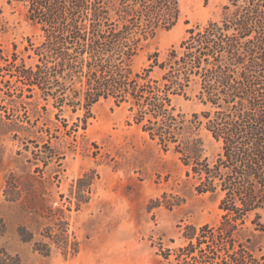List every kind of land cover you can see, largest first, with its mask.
I'll use <instances>...</instances> for the list:
<instances>
[{"label": "trees", "instance_id": "16d2710c", "mask_svg": "<svg viewBox=\"0 0 264 264\" xmlns=\"http://www.w3.org/2000/svg\"><path fill=\"white\" fill-rule=\"evenodd\" d=\"M6 2L22 3L26 18L41 31L39 41L27 37L19 51L0 41L2 82L19 90L8 91V100L23 107L13 130L34 137L37 148L29 162L60 165L66 152L76 150L95 104L125 105L127 122L161 149H172L198 193L218 197L219 220L184 225V243L160 246L155 264H264L255 240L256 232L264 231V0H227L219 18L187 28L164 57L153 51L138 70L134 60L144 45L179 21L178 0ZM191 93L202 109L187 115L174 101ZM202 129L219 144L212 157L205 154ZM95 176L76 179L75 209L88 202ZM13 177L4 189L8 201L17 200ZM58 210L41 233L48 242L24 227L18 235L42 255L54 244L73 256L78 242ZM4 231L0 217V234ZM0 264H20V259L0 247Z\"/></svg>", "mask_w": 264, "mask_h": 264}, {"label": "rangeland", "instance_id": "374dc122", "mask_svg": "<svg viewBox=\"0 0 264 264\" xmlns=\"http://www.w3.org/2000/svg\"><path fill=\"white\" fill-rule=\"evenodd\" d=\"M178 1L179 21L169 30L158 31L144 45L134 60L136 70L147 65V56L153 51L164 57L183 39L187 28L219 18L227 3ZM0 5L5 22L1 43L9 49L16 44L19 51L27 37L34 42L40 40L41 31L26 18L22 3L0 0ZM4 72H0V217L5 231L0 234V247L16 254L20 264H155L161 259L160 246L174 248L184 243V225L219 220L218 197L198 193L178 155L172 149H161L137 125L128 123L127 107L116 106L111 100L92 107L93 116L84 136H78L76 150L66 152L60 165L30 163L32 151L37 149L34 137L24 138L13 130L23 107L10 104L7 92L19 90L2 82ZM174 103L187 115L202 109L193 93L187 99L176 98ZM63 116L68 117V113ZM201 136L205 154L212 157L220 150L219 144L204 129ZM84 173L96 176L88 202L75 209L72 190ZM10 174L17 183L15 201H8L4 194ZM58 209L64 211L70 238L78 242L73 256H65L54 244L49 255H42L33 242L22 241L18 235V229L24 227L36 240L48 242L41 233L46 234V227L52 225L51 215L59 216ZM255 240L264 254V231H257Z\"/></svg>", "mask_w": 264, "mask_h": 264}]
</instances>
